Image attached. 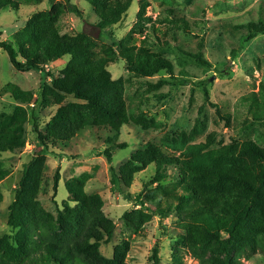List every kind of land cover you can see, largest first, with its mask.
<instances>
[{"label":"rangeland","instance_id":"rangeland-1","mask_svg":"<svg viewBox=\"0 0 264 264\" xmlns=\"http://www.w3.org/2000/svg\"><path fill=\"white\" fill-rule=\"evenodd\" d=\"M13 1L16 11L7 8L0 12V39L14 42V36L31 24L46 34L56 30L100 67V76L106 81L100 101L107 111L97 126L73 133L64 143L48 145L44 153L37 152L35 134L28 124L23 146L0 153V165L9 171L0 180L2 253L12 256L25 236L37 237L41 232L57 238L65 235L75 220L96 213L94 198L98 197L102 202L99 211L114 225L111 241L99 246L100 255L108 261L114 260L119 249V264H150L151 251L157 246L159 264H264V163L253 154L264 156V121L253 120L239 106L246 97L260 108L264 105V34L246 40L248 25L264 24V0H70L82 18L69 13L51 17L52 5L64 0ZM115 1L127 5L126 10L111 29L99 30V14L110 13L109 6ZM117 45L133 54L135 63L168 60L175 79L188 82L174 84L164 71L151 76L130 72ZM182 50L200 53L209 66H199ZM70 61L69 56L58 59L44 65V72L17 71L0 49V112L20 107L29 116L42 84L49 86L55 78L71 76L75 66ZM47 72L53 76H46ZM6 84L31 95V102H13L3 93ZM43 101L38 114L42 134L60 108L72 105L71 111L85 110L78 108L84 102L58 92H50ZM114 102H120V112L110 107ZM108 137L113 139L111 144L125 145L114 151L110 163L102 153L110 145L105 142ZM222 148L227 151L223 159L199 163L206 153ZM36 154L41 157L34 169L28 217L23 228L14 229L7 224L8 208L23 166ZM160 157L175 158L179 171L168 168L161 189L159 183L149 184L150 191L140 205L134 201L135 195L154 175ZM192 162H198L205 177L199 180L202 187H195L201 189L197 199L160 218L158 210L167 209L170 203L174 207L184 194L187 184L179 177L184 172L181 163L187 167ZM110 168L123 180L116 193L111 192ZM209 173L225 175V182L219 186L209 183ZM76 185L81 189L79 197L73 193ZM248 186L258 201L241 238L223 250L218 243L207 241L201 228H192L188 214L201 203L204 193L219 191V200L230 197L237 210ZM69 213L75 218L65 216ZM219 214V219L231 218L229 213Z\"/></svg>","mask_w":264,"mask_h":264},{"label":"trees","instance_id":"trees-1","mask_svg":"<svg viewBox=\"0 0 264 264\" xmlns=\"http://www.w3.org/2000/svg\"><path fill=\"white\" fill-rule=\"evenodd\" d=\"M11 8L17 10V4L13 0H0V12L4 9ZM127 5H123L119 1L111 3L109 6L110 13L99 14L100 21L97 23V28L101 31L111 29L119 22L120 14L125 11ZM69 13L78 18H82V13L78 7L70 0H64L63 4H54L50 9V16L57 17L59 14ZM249 35L247 41L253 39L256 35L264 34V24H250L247 26ZM120 49V56L127 60L130 72L142 73L147 75H155L160 72H165L169 78L173 79L174 84H186L188 80H176L172 74L171 63L163 58L149 62L146 59H141L135 63L133 54L123 52L122 45H117ZM238 49L233 50L231 55L234 56ZM0 49L6 52L9 63L17 71L24 72H44V65L55 62L66 56L71 58V63L75 66L73 73L68 78H55L50 85L42 84L38 90V95L34 100V107L27 116L26 111L20 107L14 108L9 113L0 112V153L14 152L15 147H22L27 139V125L31 124L32 132L36 138V149L38 153L48 152V145L64 143L72 137L73 133L80 132L85 128L97 126L98 120L107 111V107L103 101H100V92L105 89L106 81L100 76V67L94 63V60L88 56H82V50L74 46L67 39L60 37L56 30H49L46 34L44 29L32 25L24 28L20 33L14 36V42L2 41L0 39ZM184 54L191 57L196 64L202 67L209 66L208 62L200 53H191L182 50ZM46 76L52 77L50 73ZM3 93L15 103L28 105L31 102V95L21 92L16 86L6 84L3 87ZM261 91L264 95V83L261 84ZM50 92L60 93L67 96H72L74 99L84 102L83 110L77 112L71 111L72 105L68 108H60L51 122L46 125L44 133L39 131V112L44 106V101ZM239 106L248 111L255 121H264V105L261 108L250 98H242L239 101ZM110 107L118 112L121 110L120 102L110 104ZM114 129V128H112ZM112 138L108 137L106 143L110 144L102 153L108 163L112 161L114 151L124 149V144H111ZM42 148V149H41ZM226 149L210 151L205 156L199 158V163L213 164L216 161L223 159L227 153ZM257 159L264 163V156L253 152ZM40 155L36 154L33 159L23 166L22 176L15 191L14 200L9 205V216L7 224L11 228H23L28 217L27 206L32 199V188L34 183V169L39 163ZM179 177L186 182L184 194L178 199V203L173 207V203L169 204L167 209H159L160 218L170 212L171 209L178 210L190 206L193 200H196V195L200 192L196 190V186H201L199 183L205 177L201 174L198 162L190 163L189 166H184ZM179 161L175 158L160 157L155 161V173L146 182L143 183L142 190L135 195L134 201L143 205L145 199L143 195L148 191V185L159 183L161 189L162 183L166 179V171L168 168H177L179 171ZM111 173V192L116 193L120 190V183L123 180L117 177L113 168H110ZM9 171L3 169L0 165V180L7 177ZM174 180V178H172ZM225 175L221 173H209L207 180L213 185L222 184L225 182ZM200 180V181H199ZM58 182V172L54 176V186ZM79 184V180L77 181ZM73 193L78 197L81 195V189L76 185ZM67 190L69 187L67 185ZM248 194L245 200L242 201L241 207L234 209L235 205L231 198L228 197L223 201L219 200V191H211L208 196L204 193L201 197V203H196L188 218L193 227L201 228L206 240L218 243L224 250L228 244L241 238L247 232V225L252 211L258 201V195L248 186ZM127 195L126 198H130ZM98 204L95 214L83 215L79 220H75V225L65 235L61 237H53L47 232H41L37 237L29 235L22 238L21 248L14 252L10 257L5 256L0 249V264H119L118 250L114 253V260L108 261L104 259L99 252L100 243H108L111 241L114 232V225L107 220L99 211L102 202L98 197L94 198ZM204 200V201H203ZM200 204V205H199ZM199 205V206H198ZM220 213H229V220L219 219ZM61 216V215H60ZM65 216H72L71 213ZM63 219V216H61ZM65 220V219H64ZM199 224L201 226H199ZM215 231H211V230ZM222 233V235L220 234ZM201 241V240H200ZM150 264H159L158 247L155 246L149 257ZM179 262V261H177Z\"/></svg>","mask_w":264,"mask_h":264}]
</instances>
